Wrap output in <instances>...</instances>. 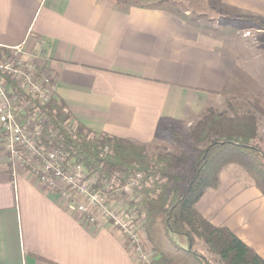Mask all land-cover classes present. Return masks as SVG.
I'll list each match as a JSON object with an SVG mask.
<instances>
[{"label":"crops","instance_id":"obj_1","mask_svg":"<svg viewBox=\"0 0 264 264\" xmlns=\"http://www.w3.org/2000/svg\"><path fill=\"white\" fill-rule=\"evenodd\" d=\"M199 1L264 21V0ZM188 14L177 0H0V45L41 58L56 98L86 127L149 146L172 125L197 123L234 85H253L246 101L264 110V29L254 28L258 41L247 47L215 40ZM197 208L264 259V196L253 183L224 170ZM127 245L119 229L90 223L10 164L0 137V264H139Z\"/></svg>","mask_w":264,"mask_h":264},{"label":"trees","instance_id":"obj_2","mask_svg":"<svg viewBox=\"0 0 264 264\" xmlns=\"http://www.w3.org/2000/svg\"><path fill=\"white\" fill-rule=\"evenodd\" d=\"M250 19L264 29L260 18ZM38 107L46 118L43 142L60 147L68 160L83 165L95 178V188L103 187L104 182L124 187L141 174L128 208L138 215L136 221L141 217L146 224L148 240L155 248L154 257L143 264H215L200 251L199 240L218 257L219 264H264V259L231 229L214 225L197 208L208 189L218 188L220 174L229 164L241 166L264 196V151L257 142L255 115L230 117L224 111L208 109L189 135L197 142L212 132L216 136L198 153L193 166L179 174L171 169L183 166L188 159L180 132L173 134L171 150L150 155L146 144L86 127L63 99L53 98ZM162 178L168 181L161 184ZM151 181L154 186H150ZM174 235L185 236L187 246Z\"/></svg>","mask_w":264,"mask_h":264},{"label":"built area","instance_id":"obj_3","mask_svg":"<svg viewBox=\"0 0 264 264\" xmlns=\"http://www.w3.org/2000/svg\"><path fill=\"white\" fill-rule=\"evenodd\" d=\"M56 88L42 59L30 55L22 45H0V137L10 164H21L32 171L90 223H107L119 229L137 251V262H150L136 217L128 208L141 174L124 187L104 182L103 187L95 188V178L83 165L68 160L60 147L43 142L42 124L46 118L38 105L56 98Z\"/></svg>","mask_w":264,"mask_h":264},{"label":"rangeland","instance_id":"obj_4","mask_svg":"<svg viewBox=\"0 0 264 264\" xmlns=\"http://www.w3.org/2000/svg\"><path fill=\"white\" fill-rule=\"evenodd\" d=\"M177 2L180 11L184 12L187 10L189 13L187 17H189L191 21H199L200 23H198L201 28L207 34H212L213 36H215V40L217 39L229 42L234 37H236L238 40L242 41L243 44H246L247 47H249L250 44H255L258 41L257 34L255 33L256 31L254 30V28L258 27L259 24L251 20L249 16L226 14L223 12L221 7H217L215 5V7L212 8V6L210 7L211 3L209 2V4L207 5L206 1L203 2L199 0H177ZM253 98V85L250 86L247 83H244L240 88L236 89L234 85L228 92L224 93L221 96H216L214 103L204 111V114L208 109H214L219 112L224 111L230 117L239 114H253L257 117L259 135L260 121L264 119V110L261 111L260 109H256L253 105L255 101H246L253 100ZM257 103H262V101H257ZM195 124L196 122H193L191 125H188V123L172 125L164 130L163 134H160L159 137L149 145L148 148L150 151V155L152 153L167 152L171 150L170 143L173 141L172 136L174 133L180 132L182 146L188 153V159L183 166H176L171 169V172L184 174L193 166L196 156L208 144L209 139L216 136L215 133L212 132L210 135L205 136L200 142H197L189 135V132ZM148 159L150 160V158ZM219 161L220 159L217 160V162ZM224 170H231L232 173H234L238 178L245 179V181L253 183V180L250 178V176L238 164H229L223 169V171ZM167 181L168 178H162L160 180V183L163 184ZM150 186H154L152 184V181L150 182ZM137 216L138 215H136V217ZM137 222L139 226L138 233L141 237V242L146 251L151 255V260L155 255V248L148 240V231L146 228V224L144 225L141 217L137 219ZM125 238L128 242L129 239L126 235ZM186 241L187 238L185 242ZM199 241L201 244V246L199 247L200 251L207 255L213 263L219 264L218 257L213 252H211L210 248L205 245L202 240ZM146 244L149 245V248H147ZM127 247L130 248L132 254L136 256L135 254L137 251L132 248L129 242Z\"/></svg>","mask_w":264,"mask_h":264}]
</instances>
